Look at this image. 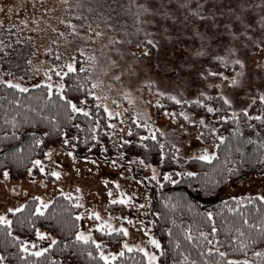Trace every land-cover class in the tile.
Instances as JSON below:
<instances>
[{
    "label": "snow or ice",
    "instance_id": "1",
    "mask_svg": "<svg viewBox=\"0 0 264 264\" xmlns=\"http://www.w3.org/2000/svg\"><path fill=\"white\" fill-rule=\"evenodd\" d=\"M65 8H79L80 3L71 5L65 0ZM111 7H121L122 11H127L134 8L135 19V34L137 36L142 35V39L139 41L137 47L142 44L143 47L140 51L131 53L132 60L124 65H120L117 59H113L111 56H107V63L103 66L104 72H111L116 68L120 71L113 75V79L121 81L122 77L127 74L128 77H139L143 73H150L153 70L158 72L171 73L174 79L169 80L166 87H161L157 80L151 76L145 77L141 83L148 84L149 86L156 85L154 91L157 94L156 104L161 105V98L174 101L180 106L179 112L172 110L169 111L164 108L163 115L167 116L170 120L177 121L178 118H182L183 123H177V127L171 131L174 135L180 136L182 133L184 137H187L188 143H194L197 141H206L208 136H213V146L219 147L218 142H224L226 137L219 135L218 127L207 118V114H212L216 121H233L236 126L232 129V135L234 138H240V124L242 122L241 117L247 121H260L264 126V110L257 113L251 112V108L259 101L264 105V59L250 60L249 52L253 50L264 51V0H128V3L121 5H113ZM91 11V8H89ZM70 15H80L84 23L79 25L80 29L86 28L85 31H79L77 24L73 23L72 19H63L61 22L66 26L68 33L73 37H79L83 41H97L101 38H105V33L100 30V25L93 26L82 13L72 12ZM253 15L255 19L253 21ZM111 19V17H106ZM26 23V21H22ZM111 29L112 24L105 25ZM260 35L257 36L254 29H257ZM152 29V30H150ZM53 31L59 32V29H53ZM59 36L65 37V32H59ZM227 37L226 43H220L223 37ZM243 36L247 38V45L240 44L237 46V41ZM188 39L193 41L192 44H188L185 47ZM120 41L117 36H109L106 38V44H101V49H105L107 45H113ZM131 43L130 40L125 41ZM186 52V58L182 57L179 62L175 60V56L178 54L177 47ZM90 44L75 48L69 53L68 60L63 64H51L50 68L42 69L44 79H41L38 84L25 85L21 82L23 77L16 79L12 76V72L8 71L5 75L0 74V85H4L9 88H13L22 93H27L29 88L39 89L44 86L47 91L48 97H53V94H58L63 106L70 110L71 113H85L88 114V109L80 107L79 104L84 103V100L74 102L70 99L65 89L70 87L64 80L70 73L77 71L84 72L85 67L91 72L97 63V54L92 52L88 54V48ZM51 49L45 48V52H49ZM113 52L120 54L119 48L112 49ZM0 52L5 51L3 42H0ZM32 55H35L33 53ZM57 60L60 59L59 53L56 56ZM79 60H87L86 66L77 68ZM27 64L31 65L32 60L29 58ZM28 71H32V68H28ZM53 76L57 79L54 81ZM195 77V80L192 77ZM101 81L94 80L87 91V96L96 97L99 103L100 97L96 92L91 90L99 86ZM193 85L195 90L192 91ZM83 83L78 85V88L82 89ZM130 88L125 87L124 98L129 102L132 101V97L129 94ZM20 103L19 100L16 101ZM186 105H193L194 107L202 108L205 115H200L197 112L185 110ZM26 107H28L26 105ZM35 111V109H33ZM104 111L108 116L120 115L119 112H113L109 110L107 105H104ZM224 114L221 115L220 113ZM137 119V124L140 128H147L150 138L153 141L157 140L156 133L164 136L165 132L155 129L154 125L148 123H141ZM145 119L150 117L145 113ZM54 122L53 126L48 130L41 132L39 135L33 134L32 144L34 146H40L44 143L43 138L49 137L52 134H56L63 137L61 140L62 145H69L70 139L67 134L59 130L58 124L55 123L56 118L51 117ZM24 123H35L30 121L27 117L24 118ZM13 129L19 126V122L13 118L11 120ZM246 126L251 128V123H246ZM131 133L133 130L129 128ZM95 132V129H93ZM16 132H5L4 138L15 136ZM111 135V133H109ZM77 139L73 137L72 140ZM93 140L97 139L94 135ZM122 139V137H121ZM248 142H252V138L248 137ZM145 137H141L137 142L147 149L149 145L144 143ZM172 150L176 155L172 156V160H177L181 154V147L178 142L169 141ZM256 143L261 145L264 149V140H257ZM74 149L75 144H71ZM19 151V150H18ZM54 154V149L49 148L42 153L43 158H36L31 160V167L27 168V173L30 177L33 176L34 169H38L39 173H43L45 177H53L59 180L62 176V171L52 168L47 169L44 164V159H50ZM69 156L75 159L72 151L68 152ZM119 156H123V153H118ZM166 153L164 151V145L160 143V163H165L164 157ZM217 156L216 151H210L208 147L201 146L197 152L192 153L186 157V159H199L201 161L212 160ZM84 159H91L93 164L97 161L91 157H84ZM136 159L144 164L145 167L152 169L151 179L156 180L158 184L162 185V181L157 180L158 172L155 165L146 164L140 157ZM259 161L264 167V152L259 156ZM250 160L241 153L239 161L233 162L232 166H228L225 169L217 173L218 180L213 181V184L221 182H232L233 180L242 178V172L245 167L250 164ZM112 164L115 165L116 161L113 160ZM123 174V173H122ZM3 178L7 182L10 175L9 169L5 167L3 169ZM197 172L194 171H164L162 172L164 181H171V183H177V180L173 176L181 177H196ZM260 175L264 177V171H261ZM144 179H148L145 177ZM35 182V178L33 177ZM43 184V180L39 181ZM107 184L109 181L104 180ZM112 184L119 188L117 181H111ZM207 188L208 185L203 186ZM15 193L17 187L13 186L10 189ZM75 191L80 192V187L77 186ZM211 194L210 192L208 193ZM60 196H67L68 193L60 191ZM260 201H264V195L257 193ZM109 203L130 204L132 197L127 194H122L115 199L112 198V189H108ZM71 199V197L69 196ZM237 202V207L240 203H251V198L244 199L241 197H232ZM29 201L34 204V212H32L27 221H19L21 226H26L32 231L31 236L17 235L13 231V220L9 218L6 213H0V225L4 226L2 229L4 236L3 240H0V264H13L15 260L17 264H40V259L49 254V250L59 244L58 238L53 236L48 231H42L40 227L36 226V219L45 215V209L52 203V200H45L39 195L29 197ZM29 201L18 204L16 207H9L8 213H19L24 209ZM167 205L168 201H164ZM76 205L83 207L79 198L76 199ZM227 206V205H226ZM137 207H143V205H137ZM229 211H236L234 208H229ZM76 220H80L81 216L87 215L94 218L97 223L92 225V228L98 230L100 233H122L125 237L129 235V230L123 224L119 227H113L109 218L105 219L99 212L89 210L87 213H74ZM159 216L160 213H155ZM206 217L211 220L215 215L214 212L208 211L205 213ZM122 220L129 221V216H122ZM175 223V221H173ZM142 227H145V233L147 237V245L152 246L154 249L150 250L149 247L140 243L129 244L127 240L121 242V247L118 251H108L107 245L101 240L94 239L91 230L85 231L80 229L75 232L72 241H65L59 248L60 259H56L49 255V264H74L78 257H82L86 254L90 264H112L119 257L125 255V251L131 253L134 249L143 253V264H161V258L166 255L164 248L162 247L161 240L148 230V226L144 225L143 221H140ZM243 224L248 225L249 232L246 234L241 231L240 228L236 229L238 235H233L230 244L235 242V247L229 251H221L220 244L217 240L216 245L211 246L213 241L208 240L209 233L201 231L199 237L207 241L208 247L202 249L200 255L215 256V260H207L205 264H264V248L256 249L255 251H249V249L258 241H264V221L260 223H248V218L244 217ZM251 229H255L253 232ZM169 236L172 235L171 229L168 230ZM184 237L188 241L193 240V233L189 229H183ZM217 229L213 224L211 229V235L216 236ZM41 242H44L41 244ZM177 249L180 246V240L174 241ZM9 247L15 249L14 252H10ZM230 251H239L243 255L234 257L230 255ZM33 257L38 259H33ZM250 257H255L253 260ZM165 264L167 262L165 261ZM172 264H198L196 260H192L188 255L180 252V260L173 261Z\"/></svg>",
    "mask_w": 264,
    "mask_h": 264
},
{
    "label": "rangeland",
    "instance_id": "2",
    "mask_svg": "<svg viewBox=\"0 0 264 264\" xmlns=\"http://www.w3.org/2000/svg\"><path fill=\"white\" fill-rule=\"evenodd\" d=\"M92 2V0H67L71 5L80 3L81 7L65 8V0H0V42H3L5 51L0 52V74L5 75L8 71L12 72V76L16 79H20L26 86L31 84H38L41 79H44L42 69L50 68L51 64H63L68 60L69 53L75 48L90 44L88 48V54L95 52L97 54V63L91 72L88 71L90 76V83L94 80H99L101 83L98 87L91 89L96 92L100 97L99 103L96 97H92L91 101H85L79 104L80 107L88 109V114H91L94 107L101 104L103 107L107 105L109 110L113 112H119L120 115L108 116L106 114L107 122L109 125V143L104 146V152L98 155H88L92 159L97 161L96 164L92 163L91 159H84V157L68 155L72 148L69 145L64 147L54 148V154L50 159H45V167L49 170L56 168L62 171V176L57 180L53 177H45L43 173H39L38 169L34 170L33 176L30 177L26 173L21 178L8 177L5 182L3 175L0 177V213H6L9 207H16L20 203H24L29 197L39 195L45 200H51L53 196L57 195L60 191L68 193L73 201L76 203V199L79 198L83 207H79L77 213H87L89 210H94L100 213L105 219L109 218L113 227H119L123 224L129 230L127 237L123 236L122 241L127 240L129 244L140 243L150 250H155L152 246L147 245V237L145 233V227H142L140 221L144 222L145 226H148V230L155 235V230L152 224L151 218V193L147 188V185L151 182H157L151 179L152 169L145 167L140 163L136 157L138 155H132L126 153L123 149V143L127 139L126 133L128 129L137 124V117L141 123H148L154 125L155 129H159L166 133L161 136L157 132L156 135L164 145V151L170 150L173 156L176 153L172 150L169 141L178 142L181 147V154L177 158L176 166L173 169L165 171H189L184 165L186 157L197 152L201 146L208 147L210 151H215L213 146V136L209 135L206 141H197L194 143H188L187 137L181 140L183 134L180 136L174 135L171 131L177 127V123H183L182 118H178L177 121L170 120L167 116H156L155 106L157 94L154 91L156 85L149 86L148 84L141 83L147 76H151L157 80L161 87H166L169 80L174 79L173 74L167 72H158L153 70L152 72L143 73L141 76L128 77L125 74L121 81H116L112 77L120 71L119 68L114 69L111 72H104L103 66L107 63V56H111L113 59H117L120 65H124L131 62L133 52H139L143 47H137L139 41L142 39V35L137 36L135 34V19L133 12L134 8L122 11L121 7H111L113 5H123L128 3V0H110ZM110 7H109V6ZM91 8V11H89ZM72 12L82 13L87 17L88 21L95 26L100 25V30L105 33V38H101L97 41H83L79 37H73L68 33L66 26L61 22L63 19H72L73 23L77 24L79 31H85L86 28L80 29L79 25L84 23L80 15L72 16ZM111 17V19H106ZM255 16L253 15V21ZM26 21V23H22ZM112 24V28L109 29L105 25ZM59 29V32H65L66 36H59V32L53 31V29ZM152 30V29H150ZM257 36L260 32L254 29ZM109 36H117L120 41L113 45H107L105 49H101V44H106V38ZM130 40L131 43L125 41ZM228 38L225 36L220 40V43H226ZM193 41L188 39L185 47L188 44H192ZM247 38L241 36L237 41V46L240 44L247 45ZM178 54L175 56V60L179 62L182 57L186 58V52L179 49L177 45ZM51 49L49 52H45L44 49ZM114 48L120 49V54L112 51ZM35 53V55H32ZM57 53L60 55V59L57 60ZM31 58L32 64L28 65L27 60ZM250 60L264 59V51L253 50L249 52ZM82 66H86L91 63L87 60H79ZM28 68H32V71H28ZM87 68V67H85ZM57 78L53 76L55 81ZM195 80V77H192ZM131 89L130 95L132 101L129 102L124 98L122 93L124 88ZM195 90L193 85L192 91ZM78 102V101H74ZM164 103V102H163ZM169 111L175 110L179 112L180 106L163 107ZM195 112L189 108H185ZM253 113H257L256 110H251ZM145 113L150 119H145ZM198 113V112H197ZM203 115L202 113H198ZM223 115L224 113H220ZM214 125L218 127L219 122L215 120L214 116L210 114L207 117ZM142 136H150L148 129L145 128V132ZM260 140H264V128L258 132ZM122 137V139H121ZM73 152V151H72ZM118 153H123V156H119ZM141 158V157H140ZM142 159V158H141ZM115 160L116 164L113 165L112 161ZM143 160V159H142ZM146 164L155 165L157 168L158 176L157 180H163L162 172L157 164L144 161ZM123 173V174H122ZM35 178V182L33 180ZM148 177V179H144ZM176 179V176H173ZM107 179L109 183L105 184L104 180ZM43 180V184L39 181ZM117 181L119 188L112 184L111 181ZM147 184V185H146ZM16 186L17 191L11 192L10 189ZM80 187V192L75 191L76 187ZM112 189V198L127 194L132 197L130 204H123L120 207V203H109L108 189ZM257 193L264 195V177L258 174H250L240 178L236 182L227 183L218 193L217 197L225 199L228 197H240L245 195H257ZM137 205H143V207H137ZM115 208V209H113ZM122 216H129L131 222L122 220ZM94 218L87 215L81 216L78 220L77 231L83 229L85 231L91 230L93 238L98 239L92 228V225L97 223ZM46 231V230H42ZM156 236V235H155ZM157 237V236H156ZM99 240V239H98ZM121 241V242H122ZM121 242L108 251H118L121 247ZM44 242H41L43 244Z\"/></svg>",
    "mask_w": 264,
    "mask_h": 264
},
{
    "label": "trees",
    "instance_id": "3",
    "mask_svg": "<svg viewBox=\"0 0 264 264\" xmlns=\"http://www.w3.org/2000/svg\"><path fill=\"white\" fill-rule=\"evenodd\" d=\"M95 2L98 1L95 0ZM76 66L78 69L82 66L80 61ZM64 82L70 86L64 91L73 101H91L93 99L92 96H87V91L91 85L87 68L84 72L70 73ZM80 83L84 85L82 89L78 88ZM17 100L20 101L19 104L16 103ZM161 105L162 107L160 105L155 106L156 116L163 115L164 106L173 108L179 106L174 101L166 98H161ZM185 108L205 115L202 108L193 105H186ZM251 110L259 112L264 110V105L257 101ZM209 116L210 114H207V117ZM25 117L30 121H35V123H24ZM51 117L56 118L55 123L58 124L59 130L67 134L70 139V146L71 144L76 145L74 149L71 147L76 156H100L105 151L104 146L109 143V125L104 107L101 104L95 106L91 114L71 113L63 106L58 94L54 93L53 97H48L44 86L39 89L30 87L27 93H22L16 89L0 85V177L3 169L7 167L10 173L9 177L21 178L27 173V168L31 167V160L43 158L42 153L48 146L66 148L67 145L61 144L63 137L55 133L43 138L44 143L40 146L32 144L34 133L39 135L53 126L54 122ZM13 118L19 122L16 129H13L11 124ZM241 120L240 138H234L232 135V129L236 126L233 121H218L221 135H224L226 140L218 142L219 147H215L217 156L213 157L212 160H185L184 165L189 171L198 173L196 177H177V183L175 184L171 183L170 180H161L162 185L157 182L146 184L151 193V218L155 235L161 240L162 247L166 252V255L161 258V264H165V261L167 264H172L174 260L179 261L180 252L188 255L190 259L196 260L198 264H205L206 259L215 260V256L207 253H205V256L200 255L202 249L209 245L206 240L199 237V232L209 233L207 239L213 241L211 246L214 247L218 240L220 250L229 251L236 246L235 242L230 244L229 241L233 235H238L237 228H240L246 234L250 231L248 225L243 224L244 217L248 218L249 224L264 221V201H260L257 195L240 196L244 199L251 198L252 202L240 203L237 207V202L232 197L225 199L217 197L219 191L229 182L213 184V181L219 179L217 173L228 166H232L234 161L238 162L241 153L251 161L243 169L242 177L264 171V167L259 161V156L264 152V149L256 143L257 140H260L258 132L264 126L261 125L260 121H247L246 123L253 125L249 128L246 126L245 118L241 117ZM131 128L133 131L126 133L127 139L122 146L126 153L138 155L146 162L157 164L161 171L173 169L177 165L176 161L171 159L173 153L170 150H165V163H160V141L158 137L156 141H153L150 136H143L145 137L144 143L149 145L145 149L142 144L137 143L141 138V134L145 132V128H140L138 125ZM93 129H95V132H93ZM13 131L16 132L15 136L4 138L3 134L5 132L12 133ZM94 135L97 137L95 140L92 139ZM73 137L77 139L72 140ZM248 137L252 138V142H248ZM34 170L36 171V169ZM205 184L208 185L207 188L203 187ZM51 200L52 203L45 209V215L36 219L35 223L41 230H46L56 236L59 244L50 249L49 254H46L45 257L39 258L40 264H49V255L60 259V246L65 241L73 242L72 238L78 228V220H76L74 213L78 212L79 207L73 199L57 194ZM165 200L168 201L167 205L164 203ZM26 201H29V199ZM122 205L120 204V207ZM229 208H234L236 211H229ZM208 211L215 214L211 220L204 215ZM32 212H34V204L29 201L28 205L19 213H9V218L13 220V231L17 235L31 236L33 234L29 228L21 226L19 223L21 220L27 221ZM157 212L160 213L159 216L155 215ZM213 224L217 229L215 237L211 235ZM3 228L4 226L0 225V240H3ZM169 228L172 232L171 236L167 231ZM183 229H189L193 233L192 241L185 239ZM251 231L255 232L256 230L251 229ZM94 234L107 245L106 250L116 247L124 236L122 233H100L98 230H95ZM177 239L180 240L179 249L174 243ZM259 248H264V241H258L249 251H255ZM2 250L3 248H0V251ZM8 250L10 252L15 251L11 247ZM230 255L238 258L243 253L230 251ZM250 258L256 259L255 257ZM33 259L38 258L33 257ZM13 264H17V262L14 260ZM74 264H90V262L85 254L78 257ZM112 264H143V253L136 249L131 253L125 251V255L119 257Z\"/></svg>",
    "mask_w": 264,
    "mask_h": 264
}]
</instances>
